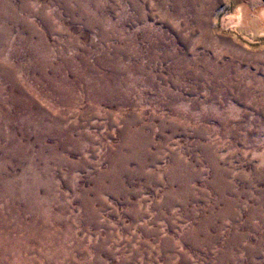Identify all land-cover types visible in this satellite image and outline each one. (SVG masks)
<instances>
[{
	"label": "rangeland",
	"instance_id": "obj_1",
	"mask_svg": "<svg viewBox=\"0 0 264 264\" xmlns=\"http://www.w3.org/2000/svg\"><path fill=\"white\" fill-rule=\"evenodd\" d=\"M0 264H264V0H0Z\"/></svg>",
	"mask_w": 264,
	"mask_h": 264
},
{
	"label": "bare ground",
	"instance_id": "obj_2",
	"mask_svg": "<svg viewBox=\"0 0 264 264\" xmlns=\"http://www.w3.org/2000/svg\"><path fill=\"white\" fill-rule=\"evenodd\" d=\"M5 182V181H4ZM3 185V184H2ZM5 185V184H4ZM16 187V186H15ZM12 188V187H11ZM6 192V191H5ZM20 192V191H19ZM12 193H13V191H12ZM10 194V193H9ZM17 194H18V192H17ZM22 194V193H21ZM19 196V195H18Z\"/></svg>",
	"mask_w": 264,
	"mask_h": 264
}]
</instances>
